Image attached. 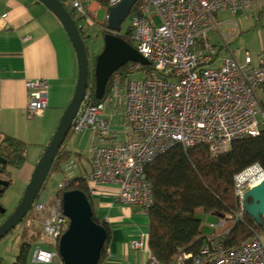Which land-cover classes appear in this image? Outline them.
Listing matches in <instances>:
<instances>
[{"label":"built area","instance_id":"obj_1","mask_svg":"<svg viewBox=\"0 0 264 264\" xmlns=\"http://www.w3.org/2000/svg\"><path fill=\"white\" fill-rule=\"evenodd\" d=\"M77 16L80 27L95 21L97 11H106L123 0H106L97 11L90 10L92 0H60ZM105 0H100L104 2ZM261 5L264 0H138L129 17L134 47L149 62L141 65L129 62V74L143 72L138 80L126 85L125 120L134 126L136 139L125 144L97 147L93 151V170L87 180L93 185L118 187L117 201L125 206L148 212L154 205L153 185L147 177V167L167 151L181 146L188 150L196 145L209 147L212 155L225 153L232 142L261 134L264 124V57L253 58L247 53L244 61L234 57L223 60L220 68L212 65L218 54L214 50L199 48L203 32L218 28L214 15L220 11H247ZM7 15H4L6 17ZM159 20V22H157ZM224 39V38H223ZM226 39V38H225ZM224 41H227V39ZM226 44V43H225ZM112 92L122 90V74H113ZM29 118L46 109L49 84L45 79L26 82ZM104 104L95 106L88 90L77 117L74 130L87 129L105 137L111 125L103 117ZM263 117L260 122L258 116ZM67 167L77 169L74 161ZM264 170L253 165L235 178V196L239 211L233 223L243 220L245 194L262 182ZM68 182L60 184V190ZM35 214H43L42 235L45 242L32 253L35 263L62 262L60 239L69 228L64 215L62 197L53 201L40 196L33 204ZM34 217L28 218L30 228ZM210 227L216 231L208 237L198 254L181 252L174 264H264V243L255 234L241 246L227 249L215 239L218 230L226 227L219 220ZM33 235V234H32ZM134 249L147 248L143 239L133 240ZM149 264H158L151 255Z\"/></svg>","mask_w":264,"mask_h":264},{"label":"crops","instance_id":"obj_2","mask_svg":"<svg viewBox=\"0 0 264 264\" xmlns=\"http://www.w3.org/2000/svg\"><path fill=\"white\" fill-rule=\"evenodd\" d=\"M92 1L89 7L97 3V0ZM253 10L260 15L259 23L264 24V7L258 5L251 9ZM240 17L234 24L236 32L254 30L257 26L252 22H244ZM225 38L228 36H224ZM72 46L58 18L41 2L0 0V140L7 137L27 145L26 159L21 168L8 170L11 175L15 172L16 179L24 186L30 182L35 167L59 125L60 117L58 119L50 115V111L64 109L70 103L69 97L68 103L61 107L55 93L52 95L50 92L64 76L61 53L63 56L67 55L70 63L72 84L75 86L76 79L78 80V61ZM262 54L257 57H264V53ZM234 58L238 60L235 56ZM34 79L48 81V104L34 118H29L26 82ZM89 135V132L85 133L81 143L83 147L86 146ZM85 178L87 180L88 177ZM87 184L95 215L100 220H106L110 227V240L100 264H149L151 253L148 214L139 208L120 204L116 198L118 187L115 185L95 186L88 180ZM259 234L264 243V228ZM137 239H143L147 248H132L131 242ZM11 260L15 264L17 258ZM27 264L63 262L55 259L51 263H35L30 255Z\"/></svg>","mask_w":264,"mask_h":264},{"label":"trees","instance_id":"obj_3","mask_svg":"<svg viewBox=\"0 0 264 264\" xmlns=\"http://www.w3.org/2000/svg\"><path fill=\"white\" fill-rule=\"evenodd\" d=\"M101 3L106 5V0ZM66 8L76 20L85 40L83 32L85 27H80L75 13L68 6ZM131 36V29L121 34L127 43L134 46ZM86 49L88 53L87 46ZM97 56L94 58L95 63ZM127 67L128 65H125L117 71L122 74V83L129 77ZM112 82L113 77L107 85L104 97L98 100L95 96V71H92L90 66L88 90L91 92L95 106L104 104L110 97ZM26 149L27 145L20 141L7 137L0 140V157L8 160L7 164H0V169L9 183H11V173L8 172V167L20 169L26 159ZM70 159L71 151L62 146L52 171H59L61 164ZM255 164H259L264 170V129L262 127L259 136L235 140L225 153L212 155L209 147L204 144L196 145L188 150L176 146L159 156L147 167V177L153 185L154 194V205L147 212L150 221L149 249L158 264H172L181 252L191 254L200 252L208 240L202 232L203 221L198 217L200 211L225 221L226 227L222 231L223 234H218L215 239L220 240L227 249L237 248L261 232L264 223L258 224L247 213L241 222L236 225L233 223L235 214L239 211L235 196V178ZM67 182L66 188L60 190L59 195L67 190H81L87 194L92 204L85 177L74 178ZM0 190H2L0 191V197H2L6 188L0 185ZM93 213L94 220L104 226L108 234L100 259L102 262L110 240V227L106 220L97 218L94 208ZM31 238H34V235H31ZM29 251L30 245L24 243L15 264H27Z\"/></svg>","mask_w":264,"mask_h":264},{"label":"rangeland","instance_id":"obj_4","mask_svg":"<svg viewBox=\"0 0 264 264\" xmlns=\"http://www.w3.org/2000/svg\"><path fill=\"white\" fill-rule=\"evenodd\" d=\"M97 3L94 6H90V10L92 12L97 11L100 4L103 5V3H100V0H97ZM239 16H241L240 18L244 22H252L257 25L255 29L245 31L243 33L236 32L234 24L238 22L237 19ZM259 17L260 15L256 10L220 11L214 15L216 25H220L219 29L214 28L212 30L203 32L199 39V47L212 49L214 50V53L218 54V59L217 61H215L212 67L220 68L223 60L227 57L235 56L240 62H243L247 53L252 55L253 58H256L260 54L263 55L262 53L264 52L262 51L264 46V24L259 23V21L261 20L259 19ZM157 22H159V20H157ZM85 24L86 26L83 30L86 42L85 45L88 48L90 66L91 70L93 71L95 70L94 58L99 55L104 48V31L105 29H107L106 11L104 9L98 10L95 21L89 23V21L86 20ZM130 29V17H128L121 24V34H125ZM224 36H228L227 41H224ZM68 41L71 43L69 37ZM61 57L63 65L65 67V71L63 73L64 76L62 80L50 90V92L52 93V95L55 93L56 100H58L59 105L63 107V105H66L68 103L69 97L71 101L74 95L77 79L74 86L71 82V67L67 55L63 56L61 53ZM143 75L144 74L142 71L129 74V77L126 78L124 80L125 82L122 83L121 92L118 93V95H115L113 94V92H111L110 97L104 102L103 117L108 121L112 128L109 135L101 137L87 129H82L83 131L80 133L79 131L81 130H75L76 132L72 131L71 134H69V136L67 137V141L65 142L63 147L71 151V159L69 161H64L61 164V168L59 171L51 170L39 194L42 200H45L48 197L49 201H53L59 194L61 183L78 177H88L90 175L91 169L93 170V151L95 148L125 144L126 142L138 137V134L134 132L133 124L125 120L124 112L126 109V85L129 80L141 79ZM66 107L64 109H54L53 111H50V115L56 116L58 117V119L60 117L59 121H61ZM258 119L260 122H263L262 116L259 115ZM261 127L264 129V124H262ZM86 132H89L90 135L86 146L83 147L81 143ZM70 161H74L76 163V170L67 167V164L70 163ZM8 170H12V168L8 167ZM5 177V175L0 176L1 179ZM26 187L27 186H24L19 182V180L16 179L14 172V174L11 175L10 186L6 188L1 198V204L8 214L12 213L18 206L26 190ZM59 197H62V194H60ZM30 217H34L30 228L33 231L32 233L26 227V221ZM198 217L203 221V235L206 237H213L215 235V230H213L210 225H216L219 222V218L215 215L204 213L202 211L198 212ZM42 223L43 214H35L32 208L24 221L21 222L16 229L12 230L6 237H4L0 241V264H14L13 260L11 259L18 257L21 251V247L24 243L30 245L29 256H32L33 251L46 241L44 236L42 235ZM219 232L220 234H223L221 230H218V233ZM32 234L34 235V238H31Z\"/></svg>","mask_w":264,"mask_h":264},{"label":"water","instance_id":"obj_5","mask_svg":"<svg viewBox=\"0 0 264 264\" xmlns=\"http://www.w3.org/2000/svg\"><path fill=\"white\" fill-rule=\"evenodd\" d=\"M44 4L59 20L66 31L78 61V80L74 95L65 109L63 117L28 183L18 206L0 225V241L24 221L38 198L48 178L56 157L73 130L74 121L89 87L90 60L85 40L79 26L69 10L60 0H37ZM138 0H123L111 8L107 20L108 32L104 35V48L95 63V96L102 99L107 85L120 68L129 62L148 65L149 62L133 46L121 37V24ZM0 157V164H7ZM2 169H0V172ZM0 185L9 187L7 180L0 179ZM63 212L69 218L68 230L60 239L59 253L63 264H99L107 241V230L93 218V206L87 194L81 190H67L62 194ZM245 210L258 224L264 223V180L245 194ZM5 213V209H1Z\"/></svg>","mask_w":264,"mask_h":264},{"label":"flooded vegetation","instance_id":"obj_6","mask_svg":"<svg viewBox=\"0 0 264 264\" xmlns=\"http://www.w3.org/2000/svg\"><path fill=\"white\" fill-rule=\"evenodd\" d=\"M107 32H108V30L105 29L104 33L106 34ZM3 175H4V174H3V171H1V172H0V176H3ZM0 179H1V178H0ZM3 179L6 180V177L3 178ZM0 191H2V190H0ZM2 196H3V195H2ZM1 198H2V197H0V225H1L3 222H5L6 219L12 214V213L8 214L7 211H6L5 213H2L1 209H2V208L4 209V207H3V205L1 204Z\"/></svg>","mask_w":264,"mask_h":264},{"label":"bare ground","instance_id":"obj_7","mask_svg":"<svg viewBox=\"0 0 264 264\" xmlns=\"http://www.w3.org/2000/svg\"><path fill=\"white\" fill-rule=\"evenodd\" d=\"M262 180H264V176H263V179Z\"/></svg>","mask_w":264,"mask_h":264},{"label":"clouds","instance_id":"obj_8","mask_svg":"<svg viewBox=\"0 0 264 264\" xmlns=\"http://www.w3.org/2000/svg\"><path fill=\"white\" fill-rule=\"evenodd\" d=\"M40 196V195H39Z\"/></svg>","mask_w":264,"mask_h":264}]
</instances>
